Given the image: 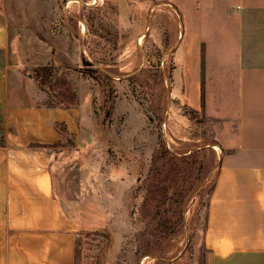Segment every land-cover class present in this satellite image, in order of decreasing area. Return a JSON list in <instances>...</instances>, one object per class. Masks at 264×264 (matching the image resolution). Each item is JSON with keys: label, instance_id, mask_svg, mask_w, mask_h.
Here are the masks:
<instances>
[{"label": "rangeland", "instance_id": "374dc122", "mask_svg": "<svg viewBox=\"0 0 264 264\" xmlns=\"http://www.w3.org/2000/svg\"><path fill=\"white\" fill-rule=\"evenodd\" d=\"M142 1L6 0L14 32L20 26L33 46L25 72L37 75L38 57L62 59L57 77L39 85L47 102L80 108V142L63 141L55 172L58 191L77 195L90 227L77 264H206L223 145L209 143L202 111L192 117L173 95L178 66L164 39L180 33L176 15ZM209 119L214 130L220 122Z\"/></svg>", "mask_w": 264, "mask_h": 264}, {"label": "crops", "instance_id": "0c3cea01", "mask_svg": "<svg viewBox=\"0 0 264 264\" xmlns=\"http://www.w3.org/2000/svg\"><path fill=\"white\" fill-rule=\"evenodd\" d=\"M147 1L178 21L177 37L164 39L178 66L174 97L220 122L206 264H264V0ZM16 26L0 0V264H77L89 224L77 195L58 191L55 172L67 154L63 141L80 142V108L47 102V90L25 72L33 46Z\"/></svg>", "mask_w": 264, "mask_h": 264}, {"label": "trees", "instance_id": "16d2710c", "mask_svg": "<svg viewBox=\"0 0 264 264\" xmlns=\"http://www.w3.org/2000/svg\"><path fill=\"white\" fill-rule=\"evenodd\" d=\"M90 17L96 18V20L100 24L102 18L100 17V15L96 14V12H94V11L91 12ZM40 66L35 70V72L37 74L35 76V78H37L39 80L40 85L44 87L43 84H45L47 82L48 78H54L55 76L57 77V71L55 72V68L57 69V67H58V69H60V67L55 65L53 62H50V63L45 64V65H40ZM40 73H41V75H39ZM108 78H110V77L108 76ZM184 107H186V106H184ZM186 109L188 111H190L189 114L192 117H194V118L197 117L196 115L199 113V110L194 109V108H192L190 106H187ZM202 115H203V119L204 120L201 121V123H202V125L204 127V130L208 131V136L210 138L209 143L210 144L218 143V140L216 139V136H215V131L213 130V128L211 127L212 125L208 121V120H210L209 117H207L204 114V112H202ZM207 131L205 132L206 134H207ZM85 216H86V213H85ZM206 225H207V219H206ZM87 229H90V227L87 228ZM92 230L96 234H106V231L104 229H102V228H97V229H92Z\"/></svg>", "mask_w": 264, "mask_h": 264}]
</instances>
